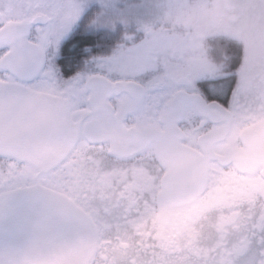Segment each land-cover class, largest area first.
Returning <instances> with one entry per match:
<instances>
[{
  "label": "flooded vegetation",
  "instance_id": "flooded-vegetation-1",
  "mask_svg": "<svg viewBox=\"0 0 264 264\" xmlns=\"http://www.w3.org/2000/svg\"><path fill=\"white\" fill-rule=\"evenodd\" d=\"M15 10L17 16L0 7V20L26 16L25 9ZM223 28L176 39L183 48L146 56L141 66L147 71L128 81L151 80L156 95L167 90V79L181 92L200 95L205 107L181 114L175 108L133 111L122 122L138 132L81 131L44 172L0 155V194L38 185L70 199L97 231L91 264H193L197 248L207 263L264 264V16L253 23L233 19ZM35 34L32 27L29 39ZM174 58L177 64L207 60L212 72L192 81L186 71L164 69L162 63ZM197 164L206 183L193 202Z\"/></svg>",
  "mask_w": 264,
  "mask_h": 264
},
{
  "label": "snow or ice",
  "instance_id": "snow-or-ice-1",
  "mask_svg": "<svg viewBox=\"0 0 264 264\" xmlns=\"http://www.w3.org/2000/svg\"><path fill=\"white\" fill-rule=\"evenodd\" d=\"M51 8L53 14L44 17L43 27L36 26L34 38L29 39L33 20L23 32L0 31V137L25 113L33 124L70 118L79 128L97 125L104 114L119 118L128 111L153 115L173 108L205 107L167 79V90L156 95H151V80L129 85L130 79L147 71L138 63L144 45H120L107 54L84 49L87 58L81 59L75 45L65 48L82 19V14H77L82 13L81 5L78 0H56ZM0 29H4L3 20ZM230 90L236 92L235 87ZM21 95L32 103L21 108ZM212 96L209 92V99ZM215 98L218 100L219 94ZM224 99L231 104L227 93Z\"/></svg>",
  "mask_w": 264,
  "mask_h": 264
},
{
  "label": "water",
  "instance_id": "water-1",
  "mask_svg": "<svg viewBox=\"0 0 264 264\" xmlns=\"http://www.w3.org/2000/svg\"><path fill=\"white\" fill-rule=\"evenodd\" d=\"M24 12V18L6 21L0 31L23 32L29 20L34 21L31 28L44 26L46 14H27V9ZM182 79L188 82L186 76ZM188 95L205 104L200 95ZM30 103L25 95L20 96L21 108ZM181 111L179 109V114ZM131 112L119 118L104 114L97 125L79 128L70 118L33 124L25 113L22 120L12 121L7 133L0 137V155L19 159L41 172L48 171L56 159L70 150L81 131L138 132L123 126V119ZM202 173L200 164L193 167V202L206 183V175ZM184 203L190 200L180 202ZM96 249L97 231L92 220L66 196L38 185L0 194V264H91Z\"/></svg>",
  "mask_w": 264,
  "mask_h": 264
},
{
  "label": "rangeland",
  "instance_id": "rangeland-1",
  "mask_svg": "<svg viewBox=\"0 0 264 264\" xmlns=\"http://www.w3.org/2000/svg\"><path fill=\"white\" fill-rule=\"evenodd\" d=\"M93 1L78 0V3L83 9L85 5ZM55 2L56 0H0V7H10L12 9L11 15L14 16L18 15L15 10L17 7L27 9V14L42 12L48 16L53 14L51 5ZM133 8L136 13L140 10L145 12L155 10L165 20L178 24L180 27L174 28L172 33L178 37L185 34L188 36L201 34L205 37L208 33L222 32L225 23L233 19L237 22L246 20L253 23L255 19L264 16V0H134ZM77 14L80 15V13ZM248 28V36L254 35L253 27L249 26ZM143 45L142 55L138 61L140 65L148 63L147 54L144 52V48L148 46ZM175 60L174 58L170 62L162 63L164 69L172 72L186 71L192 81L212 72V67L207 60L200 59L190 62V58H188L181 64H177L178 62ZM244 71L247 69L244 68ZM244 257L252 262L249 254L244 255Z\"/></svg>",
  "mask_w": 264,
  "mask_h": 264
},
{
  "label": "trees",
  "instance_id": "trees-1",
  "mask_svg": "<svg viewBox=\"0 0 264 264\" xmlns=\"http://www.w3.org/2000/svg\"><path fill=\"white\" fill-rule=\"evenodd\" d=\"M133 5L134 0H94L85 5L80 13L82 19L75 29L74 38L69 39L65 48L75 45L81 59L87 58L82 51L84 49L107 54L128 43L148 46L144 48L147 56L161 49L183 48L176 39L188 35L178 37L172 34L174 28L180 27L178 24L165 20L155 10H140L136 13ZM207 54L212 56L210 51ZM80 67L83 65L80 64ZM202 256L204 254L199 248L193 249V264H233L232 261L221 259L207 263L199 259Z\"/></svg>",
  "mask_w": 264,
  "mask_h": 264
}]
</instances>
